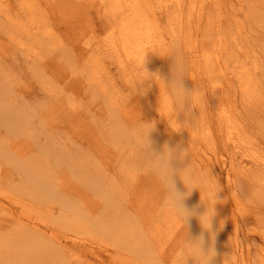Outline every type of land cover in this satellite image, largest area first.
<instances>
[{
  "label": "bare ground",
  "instance_id": "bare-ground-1",
  "mask_svg": "<svg viewBox=\"0 0 264 264\" xmlns=\"http://www.w3.org/2000/svg\"><path fill=\"white\" fill-rule=\"evenodd\" d=\"M30 1L31 0H17L15 4L18 7V10L21 11L20 13L27 20V22H31L35 18L38 21H42V26H47L46 32L50 31V28H52V26L49 25V22L48 24H45L46 19H48L49 21L50 18L56 17V21H62L63 25H70L69 27H64L65 29H70L74 22V20L71 19H78L76 16L74 18H71V15H73V13L78 17L83 15L89 16V13H92L96 19H99V21L97 22L98 25L95 26V29H98L99 31L108 29V27L112 28L110 36L103 39L102 41L103 43L106 42V44L107 42H109V44L111 45L110 49L112 51L110 52V54L106 53V58L111 60L113 59L115 63L114 71L109 70L105 66L104 59L100 57L103 50H105L104 47L102 48L95 45L94 53L92 54L88 52L91 46L89 45V43L85 42V47L82 46L81 52L78 53V57H80L82 60H85L84 63H88V66L97 72V78L99 79V81H101L102 83H107V86L109 87L110 93L106 94L105 96L108 102L106 104L107 110H109L106 120V124L108 126L107 130L110 132V137H108V140L115 139L118 144L125 140L127 142V145H130V148H127L130 152V155L126 156L124 165L121 166L120 163L116 167L115 173L120 174V170L121 172H124V174H120V176L108 186V190H103L95 185L97 181L94 180V177L92 174H90L89 170L85 171L82 169L80 161L85 160L86 155L88 154L89 147L84 143L82 144L81 140H76L77 137L88 141H90V138L98 139L97 143L93 144L96 150H98L100 148L99 142L104 138L103 133L99 131L97 127H92L91 124L80 123L81 115H79L78 112L74 110V107H72V109L63 110L62 102H58L57 107H53L49 111H46L47 117L54 114V121L56 117L63 116L62 118L66 117L75 122V131L73 138H76L73 140V142H70L71 144L73 143V145H78L77 147H75L74 156H71V158H69V160L72 159L74 161L72 165H70L69 162L67 163L69 155L65 151L63 152L60 162L55 165L56 169H66L68 174H72L71 171L73 170V175H75L73 179L77 180V178H80L82 182L79 186L78 183H74L72 181V185L68 186L66 189H62L61 185L60 187L57 186L61 198L57 197L56 202L54 203H60L61 205L60 209L58 210V215L60 217L59 222L72 215V222L69 223L70 228H72L71 230L75 231L78 226H83L84 229L85 226H88L90 230L96 232L98 226H100V228L102 229L107 227L110 222L112 224H115L116 226H120L118 218L121 220H123L125 217L128 218L129 216L126 212H128L130 216L132 215L136 217L135 219L137 221L138 219L141 221V215H144L145 221H142V228H145L147 232V234L145 235H149L150 233V236L153 240L150 243L146 241L148 243H146L148 245L147 247L151 248L153 242L158 243L160 242V240L163 242V244L166 243L162 246H166L167 241L163 239V236H176L178 228L181 230V228L186 227H184L179 218H177L176 215L173 214L167 206H161L160 200L164 199L163 196L160 198V200L156 199L155 201V199L148 195L151 194L148 191V188L153 186L151 185V177L148 174L140 175L133 173L134 169L137 168L136 164L142 161L143 158L139 156L141 151L137 150V148L142 145V141L139 137H133L132 135V130L134 128H137L141 124L137 123L136 116L131 114V110L133 109L131 103L132 100L136 101L138 105H140V103L136 98L132 97L131 92L135 90V81L139 75L140 56L143 51L148 52L145 64V67L148 71L157 73L161 70L164 72L169 70L170 77H172V72L179 71L174 75L179 74L183 76L185 78V86L193 85L192 81L194 80V78L192 74L188 76L187 70L185 69V64H183L182 60L179 69L173 70L171 60L167 56V54L172 53L171 50L173 49L175 44L173 42L168 43L164 38H162V36H157L160 33L161 26L159 24L160 21H156L154 17L155 15H157L165 17V19L169 20L165 24L167 28L165 27L163 31L168 32L169 30L174 29V27L172 28V26L175 24L177 26L175 33L181 32L190 34L193 29H196L194 31V38L197 41V36H205L204 31L208 30L206 26L200 27L204 18H208L206 25H213L215 21L219 22V20L225 15H227V17H235L237 12L240 11L235 7H243L242 2L250 3L251 5V8H248V13L245 14L246 17L250 18L253 21L264 23V0H236V3H228L225 1L223 4H221V1L219 0H209L208 3L206 2V0H171L168 2L165 0H34L33 3H30ZM9 2V0H0V27L2 28H5L4 26H2L1 21V17L3 16V14L6 15V17H4L5 19L12 17V21H15V19L20 15V13L18 12L9 15V9H11ZM45 2H50L51 4L52 13L50 18L45 16V8L43 7V4H45ZM227 4H229V8L226 7ZM207 6L209 7L207 8ZM257 7H259V9ZM211 14H213V16ZM237 15L239 16V14ZM184 20H186V22ZM233 21L236 25L234 34L235 37H233V46L235 48L234 61L236 64L233 69L232 75V77L234 78L233 91L231 90V86L233 87V85H231L232 77L228 78V76L225 75L224 77H222V79H217L215 77L216 68L220 73V64L218 62V58L208 56V58L205 59V61L202 63V67L204 68L207 79L211 84L207 89H205L201 84L197 85V90L193 92L190 107L188 105L185 106V111H188L185 114L181 113L178 118L183 123H176L174 125L175 129H172V132L170 134H163V131L159 130L157 125L155 124V128L151 133L153 150L155 149V142L157 143L158 140L164 144L169 140L173 143L170 146L176 148L178 152L185 148L187 149L189 163L196 177L193 182V186H199V190L194 189L192 191V194L185 201V204L188 208L202 205L201 209L203 211L205 210V205L202 202L207 203L206 186L218 185L220 189L222 185L221 177L217 175V173H213L211 170L206 173V171L208 170L207 164H202V161L196 158L197 149L195 146H198V140L200 139V137L209 136V133L205 134L202 129H199V124L201 122H204L202 115L207 114V105L211 107L212 103L217 107L218 111L216 115L218 116L219 121L224 126H226L224 134L218 137L219 141L223 146H226L227 143L232 144L234 148H238L239 150L237 151L240 152L241 150H246L244 148V145L249 147L248 144H245L244 141H241L244 139L243 132L248 127L247 117L249 118V116L259 111L264 106V61H259L254 56H250V61L248 59H246L245 61L243 53H240V51L237 50L238 43L243 42L244 32H242L241 28L239 27V23L235 18H233ZM52 23L57 28H60L57 22L53 21ZM24 27L33 28V24L28 23ZM57 34L58 31L56 32V35ZM42 36L46 38L42 42L48 40L47 35ZM37 38V33H34V35L32 36L31 30H28V43L35 44ZM183 38L185 39V37ZM201 40H204V38H201ZM211 41L212 40L210 39V42ZM258 41V44L264 45V31L259 34L258 38L252 39L253 44H256ZM81 42L82 35L80 34L78 36H74V42L71 41L70 38L68 42L64 41L60 50H55L52 46H48V53H53V58L51 60H41V55L37 52H34L33 48L28 43L26 46L22 43L20 45L19 55L24 56H22V58L20 59L17 57L14 60L12 59L10 61L12 67H10L9 64H2L8 68V76H15V81L18 80V76H22L21 74L27 76L33 75L34 77H36L37 75L38 81H41V79H43V82L45 83L43 87L45 89H49V86L47 85L48 80L45 77L46 75H48V73L51 74L50 78L53 79L59 77L60 79L62 78L66 80L67 78H71L72 76H74L72 73L64 71L65 53L69 45L74 43L78 46ZM191 43L193 45H197L194 40ZM246 44L250 46L249 38H247ZM26 48H31L33 55L29 56L25 52ZM262 48V54L264 58V46ZM69 52L72 56L73 53L71 51ZM226 53L231 54L229 48H227ZM209 55L212 54L210 53ZM91 56L94 58V61L91 60ZM74 59L77 60V57H74ZM179 62L180 59H178L177 63L179 64ZM16 63L17 66H15ZM114 63L112 62V64ZM23 64L25 66V70H31L35 73L29 75L27 74V72H24L25 70H23ZM33 65L43 67L39 68L41 72H39L40 70L37 71L33 69ZM85 71L86 70L82 71V75H85ZM116 73H119L118 79H121L119 83H116L118 81L115 79ZM39 74L44 77H41ZM80 80L79 92L83 89H86V84L88 83L89 78H81ZM76 81L78 80L67 81L69 84H71L69 87L74 88L76 85H78L75 84ZM125 85L129 89V96L127 98L120 96V93L124 90L123 86L125 87ZM39 89H41V86L40 88H36V90ZM207 92L209 93V97L207 95ZM78 96L82 99L80 93L78 94ZM115 97L118 100V106L120 107V109H115V107L111 106V103H109ZM229 97H238L240 99V104L238 108L234 105L235 109H233L232 111H225V109L220 108V106L231 103V101H228V99H226ZM107 98L110 100H108ZM15 104L16 105L14 106V110L19 112V114H21V105L23 110L27 108V106L23 103ZM8 106L9 105H7L6 101L4 99H1L0 97V117H2L5 122L7 121L6 123L9 127L12 125L16 117L12 116L9 117L8 120H6L7 114L5 109L8 108ZM240 106L241 108L243 107L241 115L244 123H242L240 121V118L237 116V114L240 112ZM51 110L53 112H51ZM101 111L102 109L100 110V112ZM166 113V110L163 108L162 114L166 115ZM103 115L104 112L102 111L100 113V116ZM125 116L127 117V123L124 120ZM53 117H51L49 120L52 121ZM55 127L56 126H54V128ZM259 127H261L262 131L264 130V125L260 124ZM1 128L2 126H0V147L3 148V146L7 145V143L5 141V137L3 138V135L1 134ZM17 129L20 130L19 134H21V136H24L26 134L29 136L28 129H26V127L23 126L22 123L18 124ZM70 129H74V126L70 125ZM125 130H127V132ZM174 140L175 142H173ZM35 143L36 142L32 139H26L23 143V146H33L35 145ZM189 145L191 147H189ZM215 146L216 141L212 140V142L210 143V147L213 149L215 148ZM118 148L122 150L121 147ZM3 151H6L5 153H7V162H15L16 160H18L23 164L21 169H16V171L14 172L15 174H18V176H21L22 183L18 184L20 179H16V184L14 183V180L8 183L7 181L11 177L9 176L10 171L7 169L5 171L6 174L2 173L0 177V186H9L10 191H19V186L25 184V188L31 191L30 195L34 196V194L39 193L38 191L40 190V186H48V183L51 182L50 179L53 178V176L49 172L51 168L46 169L44 167L45 165H43L42 158L39 157L38 149H32V152L36 151V153H32V155H29V159H27V156L23 153L24 149L14 150L11 146L7 145L6 149L3 148ZM228 151L230 154L233 152V149L229 148ZM77 154H79V157L76 156ZM108 154L110 153L108 152ZM134 160H138L136 164L133 163ZM223 161L221 162L220 167L223 166ZM229 161L232 164L234 173L238 176L239 173L244 170V166L241 165L242 162L238 161L234 154H231V158ZM250 161L251 165L246 169L245 176L241 175V179L243 181L248 178L252 179L263 173L261 172V169L264 168L263 158L259 156L251 157L250 155ZM111 163L112 162L110 161L109 170L113 168ZM117 163H119V159L117 160ZM199 163L200 166L198 167ZM140 169L144 170L142 164L140 166ZM205 173L209 175V177L206 178ZM66 181L69 182L70 179L66 178ZM91 183L92 187L87 188V185L90 186ZM181 186L182 181L181 183L177 184V187ZM120 187L123 189L120 190ZM111 189H113V192L111 191ZM164 192L165 190L163 186L160 189L155 187L154 194H157L159 196V194ZM3 194V199L10 200L11 198L9 196L16 197V195L11 192H4ZM112 195L114 198H112ZM117 196L119 199H117ZM197 198L204 199V201L198 200ZM32 201L40 202L39 195L32 199ZM142 203H156V210L153 212V210L148 207L145 208L143 206H140L139 204ZM234 204L238 206V213L241 214L242 218V220H240V224L243 223V225L241 226L239 231L234 230L237 228V224L232 218L228 231L227 227H229V219L227 216H222L224 214L223 207H225V211L227 209L230 210L229 206H233ZM241 206L242 205L239 202L238 196L232 197V199H229L226 202L221 201L215 206V211H217L219 215L222 216L218 219L215 227V229L219 228L221 223V230L218 231L216 235V240L219 241L220 245L219 243H217V247L216 245L215 247L218 249L222 245V249H224V234L231 233L234 236V241L229 244L232 257L239 258V262L241 264H264V253L258 251L256 247L253 248L255 253L253 252L251 257L246 259L242 254L243 249L245 248V246H248V244L245 241L241 240L240 235L248 232V229L245 225V218ZM23 207L24 206H22L21 208ZM58 207L56 209H58ZM139 208L142 211H139ZM115 214L118 218L114 217ZM19 217L20 216L17 212L10 210L3 205H0V242L4 240V237H8L10 238V241L19 248L22 246V244L27 245V243H29V245H31L34 242L39 244L40 241H38V237L42 234V232H39L32 224L23 222V219ZM197 220L198 219L196 218H192L190 224L195 223ZM146 224L148 225L147 227ZM121 227L122 225L119 227L120 230ZM103 233L109 238L110 232L103 231ZM60 235L54 234L52 236L53 239L57 242L59 250L54 249V251L50 252H31L30 248H28L27 250H25V252H16L14 254H9L8 256H6L7 258L2 255V251L0 250V264H44V262L46 264H104V262L102 261L101 263L99 262L100 260H102V255L100 254L97 255L96 258L98 259V256L101 257H99L100 260L98 259V262L89 261L87 263L83 258L82 260L81 258L79 260L80 249H84L85 251L89 249L88 247H91L90 243L94 244L95 242L96 244H98V241H100L98 238H96L97 241L90 240L91 242H88L89 244L87 245L85 243L87 241H83L73 234L71 236L64 234ZM199 235L200 234H197L196 237ZM244 237L248 238V235ZM60 238L64 239V246L66 248V251L64 252H62V250L60 249V247L63 248ZM165 238L168 239L169 237ZM92 246L94 247L96 245ZM75 249L77 250L75 251ZM90 250L91 252L93 251V249H89V252ZM99 250L101 251V249ZM81 252L83 253V251ZM95 252L92 253L95 254ZM225 253L227 254V251H225ZM50 254L53 255L48 257V255ZM94 254L91 255V257L94 256ZM136 255L137 254L135 253V256ZM157 257L155 264H164L163 259L160 261V258L164 256ZM141 258L139 259V261H143L145 259ZM115 260L117 261V264H124L121 258H116ZM154 260L155 258L152 261ZM232 260L234 259L232 258ZM221 261L222 259L219 262ZM152 263L153 262H151V264ZM222 263L223 262H221V264Z\"/></svg>",
  "mask_w": 264,
  "mask_h": 264
},
{
  "label": "rangeland",
  "instance_id": "rangeland-1",
  "mask_svg": "<svg viewBox=\"0 0 264 264\" xmlns=\"http://www.w3.org/2000/svg\"><path fill=\"white\" fill-rule=\"evenodd\" d=\"M9 1V5L11 7V9H9V15L14 14L16 12L20 13L21 11L18 10V7L15 4L17 0ZM33 1L34 0H31L30 3H33ZM165 1L168 2L171 0ZM208 1L209 0H206L207 3ZM219 1H221V4H223L225 1L228 3L237 2L236 0ZM242 5L243 7H235L236 9L240 10L239 12H237L239 16L237 14L235 17H227V15H225L219 20V22L215 21L213 25H206L208 18H204L200 27L206 26L208 30L204 31L205 36L198 35L197 41L194 38V31L196 29H193L190 34H185L181 32L175 33L177 27L175 24L172 26V28L174 27V29H171L168 32L163 31L166 27L165 24L169 20L165 19V17L155 15V20H159V24L161 26L160 33L157 36H162V38H164L168 43L173 42L175 44L173 49L171 50L172 53L167 52V56L170 58L171 65L173 66V70L179 69L182 60L183 64H185V69L187 70L188 76L192 74L194 78V80L192 81L193 85L185 86L187 90H193L194 92L195 90H197L198 84H201L202 86H204L205 89H207L208 86L211 84L207 79L206 72H204V68L202 67V63L205 61V59L208 58V56L218 58V62L220 64V73L216 68L215 77L217 79H222V77H224L225 75H227L228 78L232 77L233 69L236 66L234 61L235 48L233 46V37H235L234 34L236 25L233 21V18L238 21L239 27L241 28L242 32H244L243 42L238 43L237 50H239L240 53H243L245 61L246 59L249 60L250 56H254L259 61H264L262 54V47L264 45L258 44L259 41L256 44L252 43V39L258 38L259 34L264 31V23L259 21H253L250 18L246 17L245 14L248 13V8H251V5L250 3L246 2H242ZM43 7L45 8V16L50 18L52 13L50 2H45V4H43ZM208 7L209 6H207V8ZM226 7L229 8V4H227ZM257 8L259 9V7ZM211 15L213 16V14ZM75 16L78 19L75 20ZM4 17H6L5 14H3V16L1 17V21L2 26H4L5 28L0 27V97L1 99H4L6 101L7 105H9L8 108L5 109L7 114L6 120H8L9 117L12 116L16 118L13 121L12 125L8 127L6 123L7 121L5 122V120L0 117V126H2L1 134L3 135V138L5 137L7 145L11 146L14 150L24 149L23 153L27 156V159L30 158L29 155H32V153H36V151L32 152L33 148L38 149L39 157L42 158L43 165H45L44 167L46 169L51 168L49 172L53 176V178L50 179V183L47 182L48 186H40V190L38 191L39 193L34 194V196L30 195L31 191L25 188V184L19 186V191H10L9 186H0V205H3L6 208L17 212L20 216L19 218L23 219V222H28L32 224L39 232H42V234L38 237V241H40L39 244L35 242L31 245H29V243H27V245L22 244L20 248L13 244L10 241V238L4 237V240L0 242V250L2 251V255L6 257L9 254H14L16 252H25V250H27L28 248H30L31 252L54 251V249H58V244L52 237L54 234H64L68 236H71L73 234L81 240L87 241L85 242L87 245L89 244L88 242H91L90 240L97 241L96 238L100 240L98 241V244H96L95 242L94 244L90 243L91 247H88L89 249H93L92 252H95L97 249L95 254L92 253L91 250L89 252L88 248H86L88 249L85 250L86 252L84 251V249H80L79 260L80 258L81 260L83 258L87 263L89 261L98 262L100 260V256H98L99 260L96 258L97 255L100 254L102 255V258L100 257L102 260H100L99 262L101 263L102 261L104 262V264H117V261L115 260L116 258H121L124 264H151V262H153L152 264H155L157 256H164L160 258V261L163 259L164 264H178L177 256L181 250L185 238L187 237L186 228H181V230L178 228L176 236H163V239L167 241L166 246H162L166 243L163 244V242L160 240V242L158 243L153 242L152 247L149 248L147 247V242L150 243L153 240L150 236V233L149 235H145L147 234V232L145 228H142V221H145L144 215H141V221L139 219L137 221L135 219L136 217L132 215L130 216L128 212L126 213L129 217H125L123 220L119 219L115 214L114 217H117L118 221L120 222V226L122 225L121 230L119 228L120 226H116L115 224H112L110 222V224L105 228L101 229L100 226H98L96 232L90 230L88 226H85V229L83 228V226H78L77 229L73 231L71 230L72 228H70L69 224L70 222H72V215L59 222L60 217L58 215V210L60 209L61 205L60 203H54L56 202L57 197L61 198L57 186L60 187L61 185L62 189H66L68 186L72 185V181L74 183H78L79 186L82 182L80 178H77V180L73 179L75 176L73 175V170L71 171L72 174H68L66 169H56L55 165L60 162L64 151L67 152L69 155L67 163L69 162V164L72 165L74 161L72 159L69 160V158H71V156H74L75 147H77L78 145H73V143L71 144V142H73V140L76 138H73L75 131V122L66 117L62 118L63 116L56 117L54 121V114L49 115L47 117L46 111H49L53 107H57L58 102H62L63 110L72 109V107H74V110H76L78 114L81 115L80 123L91 124L92 127H97V129L103 133L104 138L99 142L100 148L98 150H96L93 145L97 143L98 139L90 138V141H88L79 137L76 138V140H81L82 144L84 143L86 146L89 147L88 154L86 155L85 160L80 161L81 167L85 171L89 170L90 174L93 175L94 180L97 181L95 185H97L101 189L108 190V186L112 182H114V180H116V178H118L120 174H124V172H121L120 170V174L115 173L116 167L120 163L121 166H123L126 156L130 155L129 150L127 149L130 148V145H127V142L125 140H123L120 144H118L115 139L108 140V137H110V132L107 130L108 126L106 124V120L107 113L109 110H107L106 104L108 102L105 96L106 94L110 93V90L107 86V83H102L101 81H99V79L97 78V72L94 71V69H91L88 66V63H84L85 60H82L80 57H78V53L81 52L82 46L85 47V42L89 43V45L91 46L88 52L92 54L94 53L95 45L100 46L102 48L104 47L105 50H103L100 57L104 59L105 66L109 70L114 71L115 63L113 59L111 60L106 58V53L110 54V52L112 51L110 49L111 45L109 44V42H107L106 44V42L103 43L102 41L103 39L110 36L112 28L108 27V29H105L103 31L95 29V26L98 25L97 22L99 21V19H96L92 13H89V16L83 15L79 17L73 13V15H71V18L74 19L71 20H74V22L70 29L64 28L69 27L70 25H63L62 21H56L57 17L50 18L49 21L48 19H46L45 24H48L49 22V25L52 26V28H50V31L48 32H46L47 26L45 25L46 27H43V22L38 21L36 18L33 19L31 22H27V20L21 13L15 19V21H12V17L7 19H5ZM53 21L57 22L60 28H57L52 23ZM184 21L186 22V20ZM28 23H32L33 28H25L24 26ZM28 30H31L32 36L34 35V33H37L38 38L35 44L28 43ZM57 31L58 34L56 35ZM80 34L82 35V42L80 43V45L77 46L74 43L69 45L66 51L67 54L65 53L64 71L72 73L74 76H72L71 78H67L66 80L56 77L54 78V80L53 78H50L51 74L48 73L49 76L46 75L45 77L48 80L47 85L49 86V89H45L43 87V85L45 84L43 82V79L40 78L41 81H38L37 75L36 77L31 75L35 72L31 70H25L24 64V72H27V74L31 76L21 74L22 76H18L17 81H15L14 75L8 76V68L2 64H9V66L12 67L10 64V61L12 59L14 60L16 57L20 59L22 58V56H24L19 55L20 45L22 43L25 46L28 43L33 48L34 52H37L41 55V60H51L53 58V53H48V46H52L55 50H60L64 41L68 42L70 38V40L74 42V36H78ZM42 35H47L48 40L42 42L46 39ZM183 37H185V39ZM201 38H204V40H201ZM247 38H249L250 40V46L246 44ZM210 39L212 40L211 42ZM193 40L197 43V45H193L191 43ZM227 48L230 49L231 54L226 53ZM69 51L73 53L72 56L70 55ZM25 52L29 56L33 55L31 48H26ZM210 53L212 55H209ZM74 57H77V60H75ZM178 59H180L179 64L177 63ZM91 60L94 61V58L92 56ZM112 62L114 64H112ZM15 66H17V63L15 64ZM32 68L39 71V68L43 67L33 65ZM83 70H86L85 75H82ZM39 72H41V70ZM178 72L179 71L172 73L176 74ZM157 73L165 81H168L172 78L169 75V70L166 72L161 70ZM118 76L119 73H116L115 79L118 80L116 83H119V81L121 80L118 79ZM86 77L89 78L88 83L86 84V89H83L79 92V81H81V78ZM70 80H78L75 82V84H78L74 87L75 89L73 87H69L71 84H69L67 81ZM158 83L159 87L158 85L153 84L152 87L149 88L144 94H140L139 88L137 92H135V90L131 92L132 97L136 98L137 101H139L140 103V105H138L136 101L132 100L131 104L133 109L131 110V114L136 116L137 123L142 124V122L153 121L157 125L158 129L163 131V134H170L172 132V129H175L174 125L177 123V121L174 115L169 110V98L165 91V85L163 84V82ZM231 85H233V87L231 86V90L233 91V77L231 80ZM40 86L42 90H36V88H40ZM123 89L124 90L120 93V96L127 98L129 96V89L126 85L125 87L123 86ZM79 93L82 99L79 98ZM207 95L209 97L208 92ZM226 99H228V101H231V103L227 105H221L220 108H224L225 111H232L233 109H235V106L237 108L239 107L240 99L238 97H229ZM15 103H23L27 106V108L23 110L21 105V114H19V112L14 110V106L16 105ZM109 103H111V106H114L115 109H120L116 97L112 99ZM207 107V114L202 115L204 122H201L199 124V129H202L205 134L209 133V136L200 137V139L198 140L199 144L198 146H195L197 149L196 158L200 159V161H202V164H207L208 170L206 171V173L211 170L213 173L215 172L221 177V191L218 193V197L220 200L219 203L221 201L226 202L235 196L239 197V202L242 205V212L245 218V225L248 229V232L243 235H240L241 240L245 241L248 244V246H245L242 251V254L247 259L252 256L253 252L255 253L253 249L254 247H256L258 251L264 253V168L261 169V172L263 173H261L257 177H254L252 179L248 178L244 181L241 179V175L245 176L246 169L251 165L250 155L251 157L259 156L264 159V130L262 131L261 127H259L260 124L264 125V106L262 109L249 116V118L247 117L248 127L246 128V130H244V139L241 141H244V143L248 144L249 147L244 145V148L246 150H241V152L237 151L239 149H235L232 144L227 143L226 146L222 145L218 137L224 134L226 126H224L219 121L218 116L216 115L218 111L217 107L214 106L212 103L211 107L209 105H207ZM163 108L167 112L166 115L162 114ZM101 109L104 112L103 116H100V113L102 112H100ZM239 111L240 112L237 114V116L240 118V121L244 123L241 115L243 107L241 108L240 106ZM51 112L53 111L51 110ZM51 117H53L52 121L49 120ZM124 120L127 123L126 116ZM19 123H22V125L25 126L26 129H28L29 136L27 134L24 136H21V134H19L20 130L17 129ZM70 125H73L74 129H70ZM54 126L56 127L54 128ZM125 131L127 132V130ZM26 139L34 140L36 142L35 145L27 147L23 146V143ZM212 140L216 141V146L213 149L210 147V143L212 142ZM173 142H175V140ZM166 143H168L169 145L173 144L169 140L166 141ZM7 145H4L3 148L6 149ZM163 145L164 143L158 140L157 143L155 142L154 150L160 151ZM118 147H121L122 150ZM189 147L191 146L189 145ZM3 148L0 147V177L2 173L6 174L5 171L8 169L10 171L9 176L11 178H9L7 182L9 183L14 180V183L16 184V179H20L18 184L22 183L21 176H18V174H15L14 172L16 171V169H21L23 164L18 160H16L15 162H7V153H5L6 151H3ZM229 148L233 149V152L230 154L228 151ZM137 150L141 151L139 156L142 157L143 160L139 163H137L138 160L135 161L136 159L134 160L135 162L133 161V163H137V168L134 169L133 173L140 175L148 174L151 177V185L153 186L148 188V191L151 193L148 195L155 199V201L156 199L160 200V198L163 196L164 199L160 200L161 206L166 207L164 202L165 192L159 194V196L157 194H154L155 187L160 189L162 188V186L160 181L153 175V173L148 168L145 162V158L142 152V145H140ZM108 152L110 154H108ZM231 154H234L236 156V159L238 161H241V165L244 166V170H242L238 176L234 173L232 164L229 161L231 158ZM76 156L79 157V154H77ZM118 159L119 163H117ZM110 161L113 163H111L113 168L109 170ZM222 161L224 162V164H222L223 166L220 167ZM141 164L143 165L144 170L140 169ZM199 166L200 163L198 164V167ZM206 173L205 177L207 178L209 177V175H207ZM66 178L70 179V181L67 182ZM176 182L177 184L181 183L179 177L176 178ZM91 187L92 183L90 184V186L87 185V188ZM178 188L181 191L186 190L183 187V183L182 186ZM121 189L123 188L120 187V190ZM111 191L113 192V189H111ZM4 192H11L16 195V197L9 196L11 198L10 200L3 199L2 197L4 196ZM38 195L40 202H33L32 199H34ZM113 195L112 198H114ZM117 199H119L118 196ZM197 199L204 201V199L201 198ZM139 205L145 208L148 207L152 209L153 212L156 210V203H142ZM22 206L24 207L21 208ZM57 207L58 209H56ZM229 207L230 210L227 209L226 211L224 210L225 207H223L224 214L222 215L227 216L229 219V227H227V230L229 231L231 219L233 218L235 220V223L237 224V228L234 230L239 231L243 223L240 224V220H242V218L241 214L238 213V206L234 204L233 206ZM201 208L202 205H199L198 211L202 213L203 210ZM139 211L142 210L139 208ZM222 216H220L219 213L216 211V215L213 218L214 229L216 227L218 219ZM147 226L148 225L146 224V227ZM103 231L110 232L109 238L103 233ZM201 231L202 228L199 223V220H197L193 224H189L188 235L190 237H196V235L200 234ZM247 235L248 238L244 237ZM165 237L169 238L166 239ZM224 238V249H222V245L219 247V241L215 240L214 248L216 249V256L213 258L211 264H221V262H223L222 264H241L239 262V258L232 257L231 249L229 246V244L234 241V236L231 233H228L224 234ZM60 240L61 245L63 246V248L60 247V249L62 250V252H64L66 251V248L64 246L65 243L63 241L64 239L60 238ZM217 243H219L218 249L216 248ZM92 245L96 246L93 247ZM99 249H101V251ZM76 250L77 249H75V251ZM223 250L227 251V254ZM81 251H83V253ZM135 253L137 254L136 256ZM93 254L94 256L91 257V255ZM52 255L53 254L48 255V257ZM111 255L113 258L111 257ZM140 256L143 258H141ZM140 258H145V262L144 260H140V262ZM154 258L155 260L152 261ZM232 258L234 260H232ZM221 259L222 261L219 262ZM190 260L191 259L188 260L189 262H187V264H193ZM44 264L46 263L44 262Z\"/></svg>",
  "mask_w": 264,
  "mask_h": 264
},
{
  "label": "clouds",
  "instance_id": "clouds-1",
  "mask_svg": "<svg viewBox=\"0 0 264 264\" xmlns=\"http://www.w3.org/2000/svg\"><path fill=\"white\" fill-rule=\"evenodd\" d=\"M147 54V51H143L140 56L135 92L138 91L139 86L140 94H144L153 84L159 87L158 82H163L169 98V110L177 123H182L178 118L181 113L185 114L188 111H185V106L190 107L193 90L186 89L185 78L179 74L174 75L172 73V78L165 81L158 73L148 71L145 67ZM154 128L155 123L142 122L140 126L132 130V135L139 137L142 141L145 162L165 190V205L182 221L187 229V237L178 253V264H187L189 259L193 261V264H211L216 256L214 248L216 235L221 230V223L219 228L214 229L213 227V218L216 215L215 206L220 201L218 193L221 190L218 185H207V203L202 202L205 205V210L202 213L199 212V205L188 208L185 201L194 189L199 190V186H193L196 177L189 163L187 149L178 152L176 148L165 143L160 151L153 150L151 133ZM177 177L182 181L186 191H181L177 187ZM192 218L198 219L202 228L200 235L194 238L188 235V227Z\"/></svg>",
  "mask_w": 264,
  "mask_h": 264
}]
</instances>
